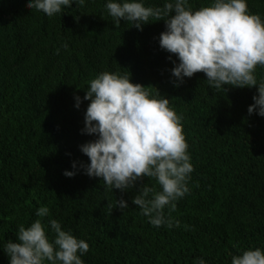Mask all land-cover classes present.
I'll list each match as a JSON object with an SVG mask.
<instances>
[{
  "label": "trees",
  "instance_id": "obj_1",
  "mask_svg": "<svg viewBox=\"0 0 264 264\" xmlns=\"http://www.w3.org/2000/svg\"><path fill=\"white\" fill-rule=\"evenodd\" d=\"M27 2L0 0V264H9L4 243L16 242L18 226H30L41 206L50 210L45 223L56 219L89 244L84 264H194L201 257L231 264L243 250L264 249V117L247 112L257 89L216 90L203 73L175 87L176 58L159 47L163 21L150 19L143 31L123 20L115 28L106 0L53 17ZM189 3L198 10L211 0ZM247 3L264 19V0ZM104 71L130 72L132 83L153 87L183 117L189 193L175 211L165 209L178 228L152 226L132 204L144 184L159 190L152 178L122 193L82 171L63 175L73 162H90L79 150L95 139L81 134L89 101L77 109L75 96L83 100L88 82ZM256 77L264 80V68L257 66ZM120 199L128 203L123 211Z\"/></svg>",
  "mask_w": 264,
  "mask_h": 264
},
{
  "label": "clouds",
  "instance_id": "obj_2",
  "mask_svg": "<svg viewBox=\"0 0 264 264\" xmlns=\"http://www.w3.org/2000/svg\"><path fill=\"white\" fill-rule=\"evenodd\" d=\"M85 0H28L27 7L48 17L60 14L73 4ZM105 8L113 18L115 28L121 21L143 31L149 20L163 21L165 31L159 36L161 50L176 60L170 70L174 86L185 78L203 73L209 87L225 86L257 89L254 103L247 109L264 117V80L258 83L257 66L264 68V19L252 14L247 0H211L208 6L193 10L189 0H164L162 6H145V0H106ZM67 47V45H65ZM178 61V62H177ZM130 72L121 74L104 71L88 82L83 100L75 96V107L89 101L81 134L95 139L79 146L89 163L73 162L72 171L63 175L73 178L78 172L89 178H102L106 188L126 192L143 178H152L159 185L144 184L132 199V204L148 222L159 228L180 227L170 214L176 202L189 193L193 166L183 133V117L170 100L156 90L131 82ZM120 210L128 203L116 200ZM36 219L27 228L18 226L16 242L8 240L3 251L9 264H84L89 244L75 237L71 230L50 216L47 206L36 211ZM49 230L51 235H49ZM194 264H207L197 258ZM231 264H264V249L243 250L231 257Z\"/></svg>",
  "mask_w": 264,
  "mask_h": 264
}]
</instances>
